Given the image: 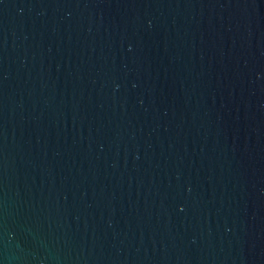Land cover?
Here are the masks:
<instances>
[{
	"label": "water",
	"instance_id": "water-1",
	"mask_svg": "<svg viewBox=\"0 0 264 264\" xmlns=\"http://www.w3.org/2000/svg\"><path fill=\"white\" fill-rule=\"evenodd\" d=\"M0 264H264V0H0Z\"/></svg>",
	"mask_w": 264,
	"mask_h": 264
}]
</instances>
